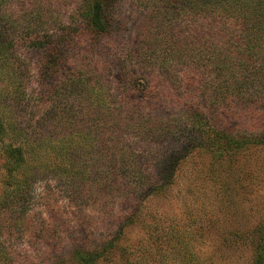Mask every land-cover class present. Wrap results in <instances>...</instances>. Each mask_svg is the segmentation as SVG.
<instances>
[{
    "label": "rangeland",
    "instance_id": "rangeland-1",
    "mask_svg": "<svg viewBox=\"0 0 264 264\" xmlns=\"http://www.w3.org/2000/svg\"><path fill=\"white\" fill-rule=\"evenodd\" d=\"M32 1L6 4L22 20ZM88 1L92 0H42L48 20L44 28L59 33L65 25H73ZM114 4L108 33L87 35L83 43L68 37L64 68L56 78L50 75L41 81L43 52L18 49L28 79L27 106L22 105L24 113L16 118L23 126L36 127L52 107L50 87L82 76L90 88L101 86L100 97L119 113L118 123L95 141L103 165L111 160L119 163L118 158L125 156L135 159L153 183L165 172L173 171V177L163 189L149 191L141 206L118 175L113 190L99 189L79 177L70 182L63 176L68 170L55 171L54 162L42 168L29 158L26 168H17L10 177L7 150L23 144L5 135L0 138V201L16 185L25 188V169L38 174L25 197L0 211L5 263L80 264L77 251L101 248L118 235L93 264H126L123 250L134 257L144 253L149 264H186L190 252L203 264H257V230L264 225V99L213 105L211 72L192 62L167 67L150 55L153 7L144 0H114ZM43 84L47 91L41 89ZM1 90H14L10 80L0 81ZM68 99L65 103L74 102L76 96ZM4 112L8 114L0 105V114ZM179 121L188 128L186 133L161 132L164 124L174 128ZM216 126L226 129L237 143L229 145L216 137ZM132 216L133 222L118 234L120 225ZM175 243H180V253ZM261 257L264 264V252Z\"/></svg>",
    "mask_w": 264,
    "mask_h": 264
},
{
    "label": "trees",
    "instance_id": "trees-1",
    "mask_svg": "<svg viewBox=\"0 0 264 264\" xmlns=\"http://www.w3.org/2000/svg\"><path fill=\"white\" fill-rule=\"evenodd\" d=\"M9 1L0 0V81L10 80L14 90L11 93L0 91V105L8 112L7 115L5 112L4 115L0 114V138L10 134L23 144L9 146L10 149L7 150L9 176L13 177L17 168H26L29 158L40 162L39 166L34 167L46 168L50 166L49 163L54 162L55 171L68 170L63 172V176H69L70 182L79 177L82 183L89 181L99 189L113 190L114 178L118 175L120 182L134 198V203L143 205L148 200L149 191L153 193L169 184L173 171L160 174L159 180L153 183L143 169L139 168L135 159L130 157L122 156L118 158L119 163L114 164L111 160L107 161V166L103 165L102 150L96 149L95 141L103 131L118 123L119 113L116 106H110L103 96L100 97L101 86L90 88L82 76L68 81L63 79L50 87L52 107L41 115L36 127H31L32 123L23 126L16 118L24 113V84L28 79V70L23 65L24 60L18 49L33 48L43 52L40 79L46 80L50 75L56 78L64 68L63 52L67 48L65 44L71 43L68 42L69 36L78 37L83 43L87 35L98 37L110 31L114 22V0L88 1L74 24L65 25L59 33H50L44 28L48 20L42 0L32 1L22 20L14 17L12 9L7 8L6 2ZM144 2L154 9L155 29L150 32L153 35L152 41H149L150 55L159 58L167 67L192 62L201 70L211 72L213 80L209 87L212 89L213 105L264 99V0ZM44 87L45 85L41 89L47 91L48 86ZM71 95H75L76 100L65 103ZM91 111L94 114H90ZM110 117L111 120L108 119ZM77 121L86 124L78 125ZM164 126L165 130L161 132L172 131L177 136L186 133L184 131L188 129H184L181 121L174 128L167 127L166 124ZM213 132L229 145L237 143L236 138H232L222 127L213 129ZM112 158L116 160L115 154ZM65 166L69 169H63ZM48 169L53 171L54 167ZM26 170L25 188L16 185L12 194L0 201V211H4V206L9 208L12 201H19L29 192L37 178L35 175L38 174ZM86 176L89 180L85 179ZM128 220L120 225L118 234L121 235L125 226L133 222V216ZM116 230L118 228L114 231ZM257 233L256 247L259 248L260 255L256 263L260 264L264 252V225L258 228ZM116 237L114 241L119 239ZM114 241L108 240V245L102 246V249L82 248L76 252V259L80 264H93L101 255L100 252L111 247ZM175 244L176 252L180 253V243ZM6 255L7 252L0 245V264H6ZM123 258L126 264H149L145 262L144 253L143 256L134 257L131 253L125 255L123 250ZM188 259L186 264H203L195 259L192 252Z\"/></svg>",
    "mask_w": 264,
    "mask_h": 264
}]
</instances>
